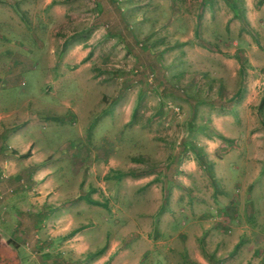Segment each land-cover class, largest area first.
<instances>
[{
  "label": "rangeland",
  "instance_id": "374dc122",
  "mask_svg": "<svg viewBox=\"0 0 264 264\" xmlns=\"http://www.w3.org/2000/svg\"><path fill=\"white\" fill-rule=\"evenodd\" d=\"M45 2L30 0L32 8L25 11L20 0H0V86L11 84L12 73L21 62L25 65L24 53L34 51L37 44L23 24L34 22L36 8ZM49 2L45 13L53 22V51L73 57L56 72L74 85L61 95L76 114H65L52 127L50 120L30 115L35 110L28 101L23 120L36 133L53 134L55 143L63 141L68 149L80 143L89 150L88 159L93 151L107 158L106 169L84 165L75 185L53 184V207L64 199L75 205L93 199L104 205L110 226L105 241L100 231L87 243L91 252L76 253L71 246L81 240L66 242L59 235L53 249L43 247L45 259L82 264L98 247L109 249L112 239L114 249L104 264L115 259L123 264H197L195 252L182 243L184 232L197 226L202 234L193 237L204 264H264V0ZM25 76L16 77L26 82L21 89L47 102L38 89L40 76ZM13 87L5 95L0 89V100L11 98L15 106L23 101L15 89L19 86ZM2 146L0 139V150ZM49 146L46 141L43 147ZM66 152L55 145L51 151L53 158H63L59 167L64 165L65 176L71 171L66 170ZM111 158L113 169L107 168ZM152 183L156 188L150 199L146 188ZM12 184L8 193L0 188L9 207L18 192L39 195L37 188ZM135 190L153 200L154 207L138 202L131 214H118L119 196ZM12 210L0 202V264H21L24 258L37 264L33 231L19 228L16 208ZM153 213L155 218L148 220ZM28 221L26 227L32 225ZM60 226L53 219V231ZM117 227L129 231L114 232ZM207 229L215 234H206ZM25 240L27 252L21 249Z\"/></svg>",
  "mask_w": 264,
  "mask_h": 264
},
{
  "label": "crops",
  "instance_id": "0c3cea01",
  "mask_svg": "<svg viewBox=\"0 0 264 264\" xmlns=\"http://www.w3.org/2000/svg\"><path fill=\"white\" fill-rule=\"evenodd\" d=\"M20 1L24 6L23 9H25V11H29V9L32 8V6H30V0ZM49 1L51 0H46L42 9L36 8V12L39 14V17L34 22H27L29 27L32 29L31 31L27 24H23V27L27 26V28H25L26 35H32L33 39H31V41L34 44H37L35 47H32L34 51L31 52L29 49V52L24 53V57L21 56L23 57L22 59L24 60L23 63L25 65H23L22 62L20 65L19 63L12 62L11 65L18 64L20 66V70H18L16 73H12L13 79L11 84H8L7 87L5 85L0 86L1 90L5 89L3 95L10 92V88L13 86V88L19 86L15 89H18L17 91H21L19 93V95H21L19 99L23 101V103H15L14 106L12 104L14 100L11 98L8 101L0 100V139L3 141L2 150H0L1 192L8 193L9 185H13L12 183L16 181H19V184H23L22 187L30 186V188H34L33 190L37 188V192H39V195L34 197H26L24 195V191L18 192L16 203L12 200L10 207L8 205L9 198L7 196L3 198V194L0 195V202L1 204L4 203L8 212H11L12 209L16 208L19 228L23 227L24 231H33L32 244L37 249V252L36 250H33V254L38 257L36 260L37 264H53V259H45L43 253L46 251V249H42L44 246L48 245L50 246V249H53V242L58 240L59 235L65 236L66 242L76 239L81 240L79 246H71L73 251L76 253H83L85 251L91 252L88 246L89 244L87 243L93 240L96 234L99 235L100 231H102L104 238L103 240L105 241L106 234H109L107 232L106 226H110L106 224L107 211L104 209V205H102L99 201L95 202L92 201L93 199H89L86 202H77L75 205V202L72 201V199H64L59 202L61 205L56 208L53 207V184L59 188L70 186L72 183L75 185V183L80 179L81 172L85 169L84 165L86 168L89 167L90 169L96 164H102V168L106 169L105 161L107 158L100 159L99 153L96 155L93 151L92 156H90V159H88L90 152L88 149H84L80 143H77V147L68 149L67 146H65V142L62 143L63 141H61V143H55V136H53V134H50L49 138L43 136L40 133H36L35 129L32 128L30 121L27 122L23 120V117L25 118L27 116L26 103L28 101L31 102L29 105L31 110H35L30 111V115L41 117L42 120L44 118L46 120H50L52 127L54 122H59L62 117H67L64 116L65 114L70 113L73 116L76 114L73 113V109H68V107L72 106V104H70V102L64 97L65 92L71 90L74 85H71V82H69L64 76L65 74L62 76L56 72L58 70L57 67H62L64 69L66 59L73 60V57L71 55L67 57L66 53L63 51L58 53L53 51V22H51V18H49V16L45 13V10L50 4ZM83 55H85V52L80 53V55L74 59L79 60ZM39 70H41L42 73H40ZM28 73L32 74V79H34L35 76H40L42 81L37 84L38 89L49 98L47 102H40V100L37 99H41L42 96L35 95L33 93H31L33 98L29 97L27 96L26 92L21 89L22 86L26 85V82L22 80V82L17 81L16 77L21 78L23 75L25 79V75ZM73 75L79 76V73H74ZM73 75H70L69 78L72 82H77L78 79L77 81H73ZM4 76L5 75L3 74L1 79L6 81L7 78H4ZM61 93L64 96L61 95ZM37 107L39 109H37ZM43 112L47 113L43 114ZM46 141L50 144L47 149L43 147L44 144H46ZM53 145L57 146V148L60 150H64V148L67 150L64 156V160H66V170L71 169L70 173L66 174L67 176H65V172L63 170L64 165L59 167L61 161H63V158H53V154H51ZM98 150L99 149H97V151ZM114 164L115 159L111 158L108 162L107 168H115L113 167ZM189 165L190 164L186 165V167H190ZM159 186L162 188L164 187L161 182L158 183V187ZM155 188L156 186L153 183L148 185L146 188V196H153ZM144 197L145 195H141L138 190L133 191V193L130 192L128 194L120 195L118 214L121 215L122 213L129 212V214H131V212L139 208L136 205L138 202L147 203L149 206H152L150 208L152 209L155 205L153 200L150 201L152 197H150L149 200L145 199ZM162 198V204L167 202V196ZM160 203H158V205ZM56 204L58 205V203ZM78 205L80 208H78ZM4 208L5 207H2L3 210H5ZM81 210H83L84 214L80 213ZM146 218L152 221L155 218V213L148 215ZM53 219L59 221L63 226L56 227L53 231ZM28 220L32 221V225L26 227L27 225H30ZM62 220L67 221L62 222ZM48 221L49 226L47 227L45 224ZM73 221L75 227L72 226ZM96 226L97 229H94ZM196 227L194 226V230H191L190 232L185 230L186 232L183 234L184 239L182 241L183 248L185 250L195 252L194 259L197 264H204L205 262L203 259L196 253L198 250H200V247L197 244L198 242H195L197 239L194 238L193 235L196 236L197 234H202L201 230H199L200 228L197 227L196 229ZM108 228L110 229L112 227ZM118 231L121 234H125L128 233L129 230H125V228L122 227H117L114 232ZM211 231L212 229H207L206 234H215V231ZM18 234L19 236L23 235L21 232H18ZM70 235L72 237H70ZM53 236L56 238H53ZM111 241L112 245L109 247V249H102L104 245L98 247V250L92 252L93 257L85 258V261H83L82 264H104L107 256L110 255L111 251L114 249L115 243L112 239ZM83 242L86 244H83ZM28 247L29 243L27 240H25L21 245V249L24 252H27ZM55 251L58 253V251L61 250L56 248ZM96 254L97 257H94ZM26 261H28L26 258L22 259L21 264H28ZM29 261L33 262V260ZM113 264L123 263H119V260L115 259Z\"/></svg>",
  "mask_w": 264,
  "mask_h": 264
},
{
  "label": "trees",
  "instance_id": "16d2710c",
  "mask_svg": "<svg viewBox=\"0 0 264 264\" xmlns=\"http://www.w3.org/2000/svg\"><path fill=\"white\" fill-rule=\"evenodd\" d=\"M261 101V103H260V108H261V106H262V103H263V100H260Z\"/></svg>",
  "mask_w": 264,
  "mask_h": 264
}]
</instances>
